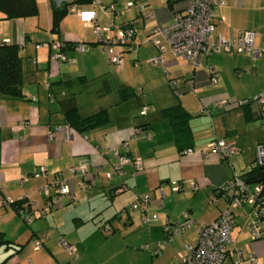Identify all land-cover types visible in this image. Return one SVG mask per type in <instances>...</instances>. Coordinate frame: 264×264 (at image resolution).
I'll list each match as a JSON object with an SVG mask.
<instances>
[{
    "label": "crops",
    "instance_id": "0c3cea01",
    "mask_svg": "<svg viewBox=\"0 0 264 264\" xmlns=\"http://www.w3.org/2000/svg\"><path fill=\"white\" fill-rule=\"evenodd\" d=\"M63 1L37 0L38 13L27 17L7 18L0 12V41L19 44L24 71L23 95L0 91V264H112L128 250L148 256L141 249L146 243L152 246L153 264L176 263L187 243L195 242L200 222L212 221L228 206L221 187L236 173L254 186L258 181L252 178L264 170L252 171L250 164L256 146L264 143V111L257 112L255 101L239 103L264 92V51L208 53L193 68L167 49L166 59L154 63L150 59L159 49L149 40L152 30L170 23L190 0H144V9L135 5L118 16L92 0H70L73 9L54 29L53 3ZM126 1L103 0L119 7ZM81 9H95L102 25L112 17L117 25L137 20L135 37L115 45L123 54L122 64L110 59L95 24L78 13ZM215 23L214 36L232 38L252 29L254 45L264 46V0H227L216 8ZM109 33L116 35L117 26ZM52 39L66 41L72 59H53L52 48L36 46ZM77 40L84 42L81 51ZM212 69L219 73L217 83L211 81ZM221 100L226 101L219 104ZM145 104L149 108L143 113ZM177 104L183 106L177 113L185 119V130L176 129L167 113ZM72 107L82 116L102 111L101 119L84 130L72 126L68 136L67 111ZM58 125L51 137L50 130ZM214 127L238 147L229 158L208 148ZM190 147L194 151L186 152ZM116 150L141 159L143 169L124 163L117 171ZM81 164L88 169L85 187L83 176H73L70 169ZM59 171L75 197L67 193L51 205L42 188ZM56 190L51 186V193ZM144 195L150 199L147 208L130 206ZM8 198H26L32 220H25ZM186 212L196 224L164 241L166 220ZM234 218L223 264H264V206L245 202L234 209ZM253 221L261 232L257 238L250 228ZM39 239L43 245L37 248ZM63 239L76 245V254ZM158 241L161 249L154 254ZM238 246L246 248L241 263L234 251Z\"/></svg>",
    "mask_w": 264,
    "mask_h": 264
},
{
    "label": "built area",
    "instance_id": "2783aa9c",
    "mask_svg": "<svg viewBox=\"0 0 264 264\" xmlns=\"http://www.w3.org/2000/svg\"><path fill=\"white\" fill-rule=\"evenodd\" d=\"M93 3L103 6L108 12L114 13L115 16L124 13L127 9L138 5L141 9H144L146 4L144 0H127L121 7L116 2L104 3L103 0H92ZM227 0H190L184 11L177 10L174 12L173 20L167 24H157L152 30L149 40L154 42L159 49L158 54L151 57V61L158 63L166 59L164 53L167 49H170L174 54L184 57L189 61L193 68H197L203 64L206 54L220 51H244L254 52L259 54L264 51V46L257 48L254 45L255 30L247 29L240 32L236 37L227 38L222 34L214 36L216 27V8L226 4ZM74 6V5H73ZM73 6L70 9H73ZM80 16L92 21L95 24V33L100 42L104 44L105 49L109 53L110 59L118 66L123 62V54L121 51L115 50V45L120 43L130 42L137 33V20L135 18L117 25L115 18L106 24L102 25L97 19V11L95 9L83 10L79 12ZM117 26V34L112 35L109 32L112 28ZM108 33H105V32ZM3 41L7 42L8 39ZM42 44L48 45L52 48L51 57L53 59L69 60L72 59L66 53L65 47L67 45L64 40L52 39L46 42H39L36 46ZM76 49L79 51L84 49V42L77 40L75 44ZM173 79L171 78L170 81ZM219 80V73L212 69L211 81L217 83ZM173 82V81H172ZM53 96V94H52ZM35 98V96H34ZM226 100H221L218 103H224ZM250 101L258 102L260 108L264 111V92L256 94L252 98H245L239 100V103H246ZM149 106L145 104L142 108V112L146 113ZM60 126H56L50 130V136L53 137ZM72 125L68 123L66 125V131L68 136H71ZM213 138L208 143V148L211 151L216 152L222 158H229L233 153L238 150L234 140L228 139L223 135L216 132ZM123 145L125 148L129 147L128 140H124ZM256 149V158L250 163L251 168H258L264 166V143L258 144ZM194 148L190 147L186 152H193ZM118 154V161L116 163V170L122 171V165L124 163H134L137 169H143L141 159L133 158L128 153H122L116 150ZM71 172L83 176L81 184L85 187V178L87 173V164H81L80 166H71ZM113 172H108L112 174ZM56 186L55 193L50 192L51 186ZM193 187L196 189L198 185L196 182H192ZM181 184H176L174 189H179ZM42 190L49 194V203L51 205L56 204L63 198V195L70 193L72 197H75L66 176L63 172L59 171L55 174L53 180L43 186ZM223 193L228 197V206L210 222H200L198 236L194 243H187L186 249L179 253V258L176 263L173 264H223L226 259L229 246L233 241L232 229L234 227V209L241 206L245 202L260 203L264 206V183L258 181L254 186L240 174L236 173L226 184L221 187ZM15 199L8 198L6 201L12 203ZM149 196H140L133 202L131 207H137L143 205L145 208L149 205ZM22 217L30 222L32 216L26 209H19ZM149 218H145L147 221ZM197 220L190 215L189 212L184 213L182 218L172 219L169 218L164 224L166 237L164 241L169 242L175 238V236L181 234L185 229L192 228L196 224ZM253 232V237L257 238L261 236L260 229L256 221H253L250 225ZM64 245L76 254V245L63 239ZM43 245V240L39 239L36 242V247L40 248ZM157 248L153 253H159L162 245V241H158ZM144 247L151 248L150 243L144 244ZM237 254L236 262L241 263L243 261V254L246 252V248L238 246L234 248ZM252 262L256 261L255 254H250ZM66 264H76L75 262H68Z\"/></svg>",
    "mask_w": 264,
    "mask_h": 264
},
{
    "label": "trees",
    "instance_id": "16d2710c",
    "mask_svg": "<svg viewBox=\"0 0 264 264\" xmlns=\"http://www.w3.org/2000/svg\"><path fill=\"white\" fill-rule=\"evenodd\" d=\"M82 1V0H77ZM90 1V0H88ZM73 1L65 0L60 4L53 3V27H60V22L63 17L69 12ZM39 6L37 0H0V12L7 18L27 17L37 14ZM24 83V71L22 66V58L20 55V46L18 43H8L0 41V91L12 95H23L22 86ZM178 109H183L181 104L167 108V113L173 121L174 127L179 130H185L187 125L185 119L180 118ZM186 115V112H184ZM182 115V114H181ZM102 116V111L89 116H82L76 107H72L67 111V121L74 127L84 130L88 126H92L99 122ZM264 168L258 167L256 169ZM264 183V179L261 180ZM26 198L15 199L14 204L17 209L28 210L30 205H24ZM8 241V240H6Z\"/></svg>",
    "mask_w": 264,
    "mask_h": 264
},
{
    "label": "rangeland",
    "instance_id": "374dc122",
    "mask_svg": "<svg viewBox=\"0 0 264 264\" xmlns=\"http://www.w3.org/2000/svg\"><path fill=\"white\" fill-rule=\"evenodd\" d=\"M260 120L261 119H257L256 121H260ZM138 247L141 246L139 245ZM141 249L147 250L149 255L147 256L143 254V252H139L137 255H135L134 253L131 252V250H128L125 251L124 253L119 254L117 257H114L112 260V264H135L136 261L138 264H153L152 259L155 257L151 255L150 253L151 251L146 247H141Z\"/></svg>",
    "mask_w": 264,
    "mask_h": 264
},
{
    "label": "water",
    "instance_id": "95a60500",
    "mask_svg": "<svg viewBox=\"0 0 264 264\" xmlns=\"http://www.w3.org/2000/svg\"><path fill=\"white\" fill-rule=\"evenodd\" d=\"M255 106H258V104H256ZM258 108V110H257V112L260 114L261 113V111H263L259 106L257 107ZM264 179V170L263 171H261V172H259V173H257L253 178H252V180H254V181H261V180H263ZM251 181V180H250Z\"/></svg>",
    "mask_w": 264,
    "mask_h": 264
}]
</instances>
